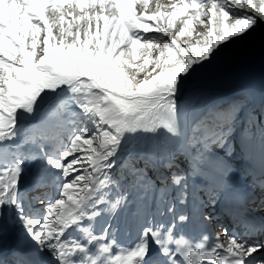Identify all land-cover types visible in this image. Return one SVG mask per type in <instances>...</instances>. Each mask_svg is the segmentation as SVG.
<instances>
[{
	"label": "snow or ice",
	"instance_id": "6c2138e0",
	"mask_svg": "<svg viewBox=\"0 0 264 264\" xmlns=\"http://www.w3.org/2000/svg\"><path fill=\"white\" fill-rule=\"evenodd\" d=\"M262 25L264 0H0V217L31 241L0 264H264V221L250 219L214 152L235 148L250 93L221 107L195 93L181 103ZM177 146L184 173L173 170ZM245 147L259 171L251 203L258 189L264 206V124ZM159 169L163 185L148 175ZM221 201L234 226L213 236L204 209ZM130 204L137 230L122 242L100 221Z\"/></svg>",
	"mask_w": 264,
	"mask_h": 264
},
{
	"label": "bare ground",
	"instance_id": "6f19581e",
	"mask_svg": "<svg viewBox=\"0 0 264 264\" xmlns=\"http://www.w3.org/2000/svg\"><path fill=\"white\" fill-rule=\"evenodd\" d=\"M263 57H264V51L261 53L260 52H257L255 54L253 53L252 55L248 56V58L245 61H242V62L240 61L238 63V69L237 70L230 72V73L227 72L228 74L221 81L220 80L214 81L213 79L211 80V78H209V77L207 78L206 75L203 74L199 79H197L195 82L191 83L190 86L186 89L184 99H182L181 103L186 102L187 98L190 95H192L193 93L197 94L201 100H204V98H206L205 96L208 93L215 92V93H217V95L218 94L223 95V94L230 93V92L234 91L233 88L237 86L238 80L242 77V75H245L247 72H249L254 67V63L258 62L256 60H258L260 58V61H261ZM250 76H252V74H250ZM240 91H243L245 94L246 93H252V88H244V90L240 89ZM250 95H252V94H250ZM249 98L253 99L251 96H249ZM255 100H253V101L256 102V104L258 106H260V102L258 100H256V101ZM175 151H176V156L178 154H185L184 150L182 148H180L179 146H177ZM177 158H178V156H177ZM254 161H256V160L252 156L250 159H248V162H247V164H249V167H247V165L244 167H240L242 165L241 164L240 166H237L234 169L230 168L229 174H228V179H229L230 184L234 185V184H232V182H234V183H236L237 187L239 186V188H240L239 184H242L244 186V188L242 190H247V189L253 188V182L255 181V179L254 178H253V180L250 179L251 178L250 174L252 173L250 167H251V165H253ZM39 163H40L39 161H36L33 163L26 164L25 176H24L23 181H22V183L24 185L30 184L32 179L37 175V172L39 169ZM244 168H248V174L246 175V177H243V174L246 171ZM174 170L177 171V170H184V169H180L177 167ZM164 173H165V175L167 174L166 172H164ZM232 179H234V180L231 182L230 180H232ZM201 180H202V178L191 177L190 183H192V182L200 183ZM160 185H163V183H161ZM45 190L51 191V189H45ZM257 190L255 191V198L256 199H258V197H259V193ZM259 203L260 202L258 199V202L256 203V205L259 206ZM216 207L217 208L211 207V208H205L204 209L205 212H208V213H212V212H210V210L213 209L212 214H213L214 219H213L212 224L209 226L210 230L213 228V232H214V229H216V228H214L216 226H218L217 228H219V229H217V232L220 231V228H221L220 220H222L224 217L227 216L224 213V211L219 210L221 208L220 205H218ZM121 215H122V213L118 214L114 218L105 215L101 218L100 223H104L105 221L111 223L112 224V231H114V233L117 235V238L119 240H121L122 242H127V241L135 238L137 225H136L135 218L133 215L130 216V219L128 220V222L126 220H122ZM117 219H119V222L117 221ZM126 222H127V225L124 224ZM211 226H213V227H211ZM228 227H229V225H228ZM97 228H99V224L97 225ZM236 230L237 231H243L242 228H238ZM188 232L190 235H197L199 232V229L198 228H191L188 230ZM30 246H31V241L26 236L23 229L21 228V226L18 223H12L8 219L7 214L3 217H0V258L5 259V257H7V259L11 261L13 258L12 257L13 250H16L17 248L21 249V250H23V249L27 250L30 248Z\"/></svg>",
	"mask_w": 264,
	"mask_h": 264
},
{
	"label": "rangeland",
	"instance_id": "374dc122",
	"mask_svg": "<svg viewBox=\"0 0 264 264\" xmlns=\"http://www.w3.org/2000/svg\"><path fill=\"white\" fill-rule=\"evenodd\" d=\"M162 2H166V0H162ZM263 51L264 25L257 28L256 31L252 33V35L230 44L225 49L224 53L211 66L210 70L207 71L209 74L206 72L204 75H206L207 78H211V80L213 79L214 81H221L228 73L238 69V63L240 61H245L248 56L252 55L253 53H261ZM256 61L258 62L254 63V67L245 75H242V77L238 80L237 86L233 88L234 91L223 95H217L215 92L208 93L205 96L206 98L201 100L202 103L216 107L226 106L229 103L238 99H242L245 96V93L240 91V89L244 90V88H252V93H250L252 95L250 96L258 100L261 104L262 93H264V57L261 61L260 58ZM250 74H252V76H250ZM190 84L187 86V88L190 86ZM256 107L257 106L253 105V100L245 102L244 111L240 114L237 121V133L235 138L230 141V143L235 144V148L228 149L229 155L227 157L224 156L222 149L218 147L214 148V152L217 154V159H225L229 165V169H234L235 167L243 164L247 157L246 155H249L250 152L245 147L246 138L249 137L252 132H255L257 138L259 137V125L264 124V115H261L262 109L260 108L261 110L259 111L261 112H258L259 108L256 109ZM248 112H255L257 114L258 124L255 127L250 125L247 121ZM241 127L245 128V131L240 132L239 129ZM179 155L181 154H178L177 156L179 157ZM240 167H242V165ZM179 172L184 173L185 171L180 170ZM148 175L152 177L150 170ZM129 206L133 211L135 210L134 204H130Z\"/></svg>",
	"mask_w": 264,
	"mask_h": 264
}]
</instances>
